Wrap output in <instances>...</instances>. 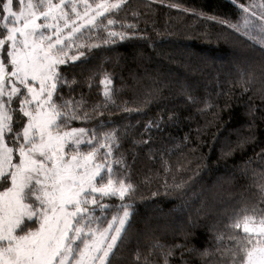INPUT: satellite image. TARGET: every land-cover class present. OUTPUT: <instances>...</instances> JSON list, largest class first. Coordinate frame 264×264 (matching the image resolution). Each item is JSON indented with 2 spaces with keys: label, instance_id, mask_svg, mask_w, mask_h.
Masks as SVG:
<instances>
[{
  "label": "trees",
  "instance_id": "1",
  "mask_svg": "<svg viewBox=\"0 0 264 264\" xmlns=\"http://www.w3.org/2000/svg\"><path fill=\"white\" fill-rule=\"evenodd\" d=\"M241 2L257 5L259 17L252 9L243 13ZM127 3L152 42L127 31L132 12L123 28L121 21L107 25L104 16L79 35L85 56L68 74L77 90L70 107L89 117L73 126L93 128L112 145L113 170H127L118 178L136 194L132 228L115 264H241V245L249 237L256 243L244 223L264 219V56L247 35L264 23V0ZM110 28L129 39L103 43ZM189 60L205 71L191 74ZM104 203L109 208L97 212L108 215L120 201ZM184 244L183 252L173 248Z\"/></svg>",
  "mask_w": 264,
  "mask_h": 264
},
{
  "label": "snow or ice",
  "instance_id": "2",
  "mask_svg": "<svg viewBox=\"0 0 264 264\" xmlns=\"http://www.w3.org/2000/svg\"><path fill=\"white\" fill-rule=\"evenodd\" d=\"M170 7L188 11L180 3ZM238 7L255 15L257 5L241 2ZM129 12L134 22L127 31L152 42L127 0H0V264H115L128 239L135 190L118 178L127 170L114 172L109 163L112 145L102 143L93 128L73 126L89 117L70 107L77 90L70 87L75 78L70 81L68 74L85 56L72 52L74 46L84 47L76 34L85 28L91 33L105 13L111 14L105 16L107 25L121 21L123 28ZM219 22L235 27L226 19ZM247 35L261 45L264 56V23L253 24ZM125 39L127 32L111 28L100 36L105 44ZM185 67L191 74L205 71L190 60ZM102 83L107 89L112 80L106 77ZM105 199L120 203L115 214L97 216L98 209L109 208ZM243 231L264 236V219L259 229L246 222ZM260 244L249 237L241 245V264H264ZM173 248L183 252L187 244ZM163 251L171 255V249Z\"/></svg>",
  "mask_w": 264,
  "mask_h": 264
},
{
  "label": "rangeland",
  "instance_id": "3",
  "mask_svg": "<svg viewBox=\"0 0 264 264\" xmlns=\"http://www.w3.org/2000/svg\"><path fill=\"white\" fill-rule=\"evenodd\" d=\"M249 11H251V10H249ZM252 12V11H251ZM256 13H255V15H257V17H259V15L257 14L258 13V11H255ZM107 14H109V13H105V16L107 15ZM104 16H101V17H97V20H96V22H95V24L94 25H92L91 27H95L96 26V24L98 23V21L101 19V18H103ZM85 30H87L86 28L85 29H81V32L80 33H77L76 34V36L77 37H79V35L82 33V32H84ZM65 31H67V29L65 30ZM81 38L79 37V39L77 40V44H82V42H81ZM79 49H81V48H79ZM79 49H77L76 48V46H74L73 47V49H72V52H75V51H77V50H79ZM80 51V50H79ZM72 52H70L69 53V55H71L72 54ZM100 151L101 152H104L105 151V149H103V148H101L100 149ZM109 163H110V160H109ZM98 211V210H97ZM103 215H105L104 214V212H101V213H98L97 212V216H103ZM248 225H249V228L250 229H259V227H260V223H257V222H255V221H253V220H248ZM245 224V223H244ZM244 226V225H243ZM247 234H250V235H255L254 237H255V242L257 243V242H264V236H256V234L253 232V231H250L249 233H247ZM257 237V238H256ZM260 238V239H259ZM258 240V241H257ZM259 246H264V244H260Z\"/></svg>",
  "mask_w": 264,
  "mask_h": 264
}]
</instances>
